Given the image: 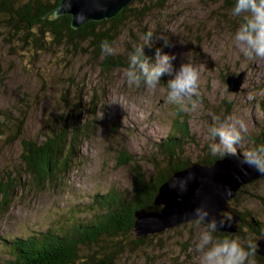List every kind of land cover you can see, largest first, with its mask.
I'll list each match as a JSON object with an SVG mask.
<instances>
[{
	"label": "rangeland",
	"instance_id": "rangeland-1",
	"mask_svg": "<svg viewBox=\"0 0 264 264\" xmlns=\"http://www.w3.org/2000/svg\"><path fill=\"white\" fill-rule=\"evenodd\" d=\"M232 5L230 0H163L161 5L147 1L141 21L126 19L115 29L113 60L107 66L88 41L75 46L47 42V49H40L4 25L0 16V122L6 111L13 121L23 109L24 139L42 142L51 129L63 124L68 125V138H73L66 171L36 185L20 157V138L13 139L11 131L0 136V183L13 186L5 202L0 190L1 263L9 254L2 247L3 239L59 229L68 217L85 214L82 209L91 197L109 188L129 192L134 170L117 164L118 152L123 149L149 172L150 161L159 158L154 143L165 137L179 114L187 119L190 133L183 158L191 162L209 151L207 126L233 116L242 118L247 128L233 153L243 154L259 144L264 135V58L244 57L233 45L231 34L238 18L232 15ZM145 31L153 32L152 46L143 48L146 55L152 57L160 48L174 55V70L183 62L197 68L199 95L193 97L194 110H181L166 101L167 74L154 89L126 81L128 55L142 43ZM161 37H167V43ZM226 73H243L239 92L227 90ZM74 122L79 124L76 129ZM228 208L264 224V177L243 185ZM204 226L181 223L141 246L130 243L131 233L121 238L123 249L111 264H199L195 243ZM235 237L254 243L258 238L245 227ZM80 252L96 249L83 246ZM254 259L255 264H264Z\"/></svg>",
	"mask_w": 264,
	"mask_h": 264
},
{
	"label": "trees",
	"instance_id": "trees-1",
	"mask_svg": "<svg viewBox=\"0 0 264 264\" xmlns=\"http://www.w3.org/2000/svg\"><path fill=\"white\" fill-rule=\"evenodd\" d=\"M147 1L151 0H132L112 18L101 21L89 20L76 29L70 26V15L55 17L51 13L58 6L60 0H0V16L4 25L15 32H20L23 40H27L40 49H47L48 46H44V44L48 45L47 42L51 45L63 43V45L75 46L80 41H88L90 46L97 50V56L103 55L102 63L107 66L111 64L113 58L102 53L101 41L107 40L112 45L115 29L126 19L141 21L148 9ZM155 1L161 5L163 0ZM230 2L233 4L234 0H230ZM107 24L110 26H107L106 29L98 27ZM262 110L264 112L263 106ZM10 115L9 111L2 114L0 136L5 131H11L13 139L20 138V157L25 162L27 173L32 182L40 185L46 177L62 175L66 171L65 167L69 165L68 159L73 156V138H68V125L63 124V126L56 127L58 129H51L44 136V141L36 142L22 137L26 122L23 109L22 112L17 111L13 121L10 120ZM73 125L75 129L79 126L75 122ZM189 140L187 119L179 114L172 121L170 130L165 137L154 143L159 158L150 161L151 170L149 172L141 170V166L135 158L121 149L118 152L117 164L119 166L129 165L134 170L129 192L109 188L106 192L96 193L91 197L89 204L82 209L85 214L70 220L68 217L67 222H69L67 224L65 222V226L60 225L59 229H47L38 235H29L25 238L3 239L2 247L9 254L8 258L0 264H111L116 254L123 249L119 244L122 242L121 238L131 234L135 220L134 213L141 208L158 210L159 206L153 204L158 187L173 172L183 169L191 163L190 160L183 158V148ZM259 144H264V135L260 138ZM231 154L242 155L239 152ZM220 157L211 154L210 151H205L195 162L212 164ZM10 183L7 182L5 185L0 183L2 185L0 186L2 202L9 198V188L13 187H10ZM229 209L241 222L239 230L241 227H245L249 232L255 234L257 239L264 237V224L253 217L244 219V216L234 208ZM214 235L235 237L236 233L232 235L228 232L217 231ZM153 236L150 235L139 240L131 237L130 243L133 246H141ZM83 246L89 248L92 246L96 252L84 254L80 252V248ZM254 257L264 262V259L256 253Z\"/></svg>",
	"mask_w": 264,
	"mask_h": 264
},
{
	"label": "clouds",
	"instance_id": "clouds-1",
	"mask_svg": "<svg viewBox=\"0 0 264 264\" xmlns=\"http://www.w3.org/2000/svg\"><path fill=\"white\" fill-rule=\"evenodd\" d=\"M232 15L238 18V24L231 34L233 45L240 53L249 59L264 58V0H234ZM152 31H145L142 43L134 46L128 55V65L125 69L126 81L139 85L143 82L149 88L159 85V78L167 74L165 99L171 105L181 110H194L197 107L199 72L191 63L183 62L174 70L171 61L174 55L162 52L156 48L152 57L143 51L145 46L151 47ZM167 43V37H161ZM103 54L110 55L113 49L107 40L101 41ZM247 133L242 118L233 116L221 120L218 124L207 126V136L210 140L209 151L213 155L223 156L235 151L243 136ZM241 162L259 173L264 174V144H256L246 149ZM194 225L204 223L199 231L195 249L199 255V264H255L256 247L251 239H240L230 235L216 236L217 225L225 221L231 223L230 214L220 220L210 215L204 204L192 209Z\"/></svg>",
	"mask_w": 264,
	"mask_h": 264
},
{
	"label": "water",
	"instance_id": "water-1",
	"mask_svg": "<svg viewBox=\"0 0 264 264\" xmlns=\"http://www.w3.org/2000/svg\"><path fill=\"white\" fill-rule=\"evenodd\" d=\"M132 0H60L51 11L55 17L70 15L71 28L86 21H101L118 14ZM227 90L239 92L243 73L225 77ZM242 155L226 154L212 164L191 162L187 167L173 172L157 189L153 204L158 210L138 209L134 213L131 233L135 240L162 233L181 223L192 222V209L199 204L208 207L210 215L219 222L230 214L231 223L218 224V231L235 234L239 218L228 208V201L245 184L264 176L244 165ZM256 254L264 259V237L255 241Z\"/></svg>",
	"mask_w": 264,
	"mask_h": 264
}]
</instances>
